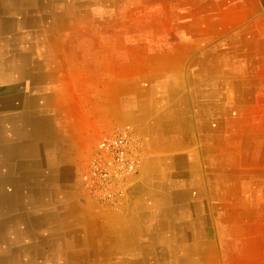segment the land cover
Returning a JSON list of instances; mask_svg holds the SVG:
<instances>
[{
	"label": "crops",
	"instance_id": "0c3cea01",
	"mask_svg": "<svg viewBox=\"0 0 264 264\" xmlns=\"http://www.w3.org/2000/svg\"><path fill=\"white\" fill-rule=\"evenodd\" d=\"M263 117L264 0H0V264H254L218 245L213 168L232 125L264 156ZM124 129L141 160L102 205Z\"/></svg>",
	"mask_w": 264,
	"mask_h": 264
},
{
	"label": "rangeland",
	"instance_id": "374dc122",
	"mask_svg": "<svg viewBox=\"0 0 264 264\" xmlns=\"http://www.w3.org/2000/svg\"><path fill=\"white\" fill-rule=\"evenodd\" d=\"M261 124L264 135V117ZM228 135L222 145L227 157L213 168L214 203H221L214 205L213 231L221 235L218 245L244 247L245 263L264 264V156L241 157L235 125Z\"/></svg>",
	"mask_w": 264,
	"mask_h": 264
},
{
	"label": "built area",
	"instance_id": "2783aa9c",
	"mask_svg": "<svg viewBox=\"0 0 264 264\" xmlns=\"http://www.w3.org/2000/svg\"><path fill=\"white\" fill-rule=\"evenodd\" d=\"M141 153V140L133 129L102 139L85 178L91 195L102 205L115 206L122 183L136 171Z\"/></svg>",
	"mask_w": 264,
	"mask_h": 264
},
{
	"label": "bare ground",
	"instance_id": "6f19581e",
	"mask_svg": "<svg viewBox=\"0 0 264 264\" xmlns=\"http://www.w3.org/2000/svg\"><path fill=\"white\" fill-rule=\"evenodd\" d=\"M90 195V194H89ZM180 198H182V197H180ZM169 215V214H168ZM66 252V251H65ZM77 255V254H76ZM197 255V254H196ZM206 255V254H205ZM76 261V260H75ZM71 262V261H70Z\"/></svg>",
	"mask_w": 264,
	"mask_h": 264
}]
</instances>
